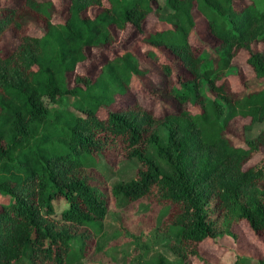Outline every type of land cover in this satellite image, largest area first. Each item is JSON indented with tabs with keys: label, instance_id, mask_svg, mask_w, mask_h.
<instances>
[{
	"label": "trees",
	"instance_id": "1",
	"mask_svg": "<svg viewBox=\"0 0 264 264\" xmlns=\"http://www.w3.org/2000/svg\"><path fill=\"white\" fill-rule=\"evenodd\" d=\"M156 1L66 0L59 21L52 19L50 0L0 4V40L6 31L18 40L0 51V195L7 197L0 200V264L79 260L92 243L98 246L110 198L164 206L153 229L169 238L166 246L178 264L189 257L208 261L199 244L220 235L237 239L233 225L239 222L256 237L264 235V153L251 160L264 146V127L244 145L224 134L236 115L249 118L245 129L264 119V87L236 95L223 79L240 48L254 75L264 76V50L251 48L253 41L264 42V0L157 5L166 26L143 38L164 48L186 73L177 74L175 85L170 62L157 61L154 49L146 51L168 82L174 110L158 114L135 101L111 105L133 75L144 73L131 51L105 57L92 77L74 71L87 48L113 42L112 27L129 25L143 34ZM92 6L99 9L89 15ZM194 11L215 41L214 55L189 40ZM32 20L43 23L41 34L28 31ZM187 103L200 110L191 111ZM117 155L138 165L132 177L104 185L100 157L110 162ZM61 199L65 204L56 210L53 201ZM142 250L126 264H167L160 254L143 258ZM233 262L264 264V256L237 254Z\"/></svg>",
	"mask_w": 264,
	"mask_h": 264
},
{
	"label": "rangeland",
	"instance_id": "2",
	"mask_svg": "<svg viewBox=\"0 0 264 264\" xmlns=\"http://www.w3.org/2000/svg\"><path fill=\"white\" fill-rule=\"evenodd\" d=\"M4 1V3H3ZM22 0H0V4L15 6ZM52 2L54 21L61 20L66 15V0H50ZM246 0H235L237 5H241ZM163 0L152 2V11L144 19L143 34H139L129 25L122 29L112 27L114 40L109 45L90 47L86 49V58L77 63L75 72L91 73V77L98 71L99 63L106 57L119 55L128 50L135 53L138 57L139 66L144 69L143 74L133 75L130 81L129 89L124 94L116 95L111 103L114 107H122L133 101L141 106L151 108L154 113L160 114L164 111L174 110L176 107L167 94L168 82L165 81L162 72L151 57L146 54L149 49H154L157 61H167L172 65V80L178 85L176 77L185 74L176 60H173L168 52L162 48H154L144 41V34L166 26V23L160 19L157 12V5L162 4ZM99 9L98 6H92L87 10V14L93 15ZM195 25L189 35L191 43L200 49L206 51L209 55H214L215 41L205 30V22L201 15L194 11ZM28 31L39 35L43 32V23L32 20L27 23ZM18 40L10 31H6L0 40V51L10 49L16 46ZM252 49L264 50L263 41H253ZM247 51L243 48L238 49L231 59L230 66L227 68L223 79L236 95H242L246 92L264 87V76L257 77L246 63ZM179 74V75H177ZM69 83H72L73 72L68 74ZM205 90L209 96H214V92L205 85ZM44 103L50 107L51 104L45 99ZM186 107L193 112L199 111L196 104L187 103ZM100 113V112H99ZM249 118L241 115L232 117L226 124L224 134L233 144L244 145V140L255 134L260 128L264 127V119L252 124L250 129H245ZM264 153V146L259 152L253 154L251 160L254 161ZM101 163L105 165L104 185L115 181L127 179L133 176V171L138 163L130 158L114 156L112 160L105 161L100 157ZM1 202L7 200V197L0 195ZM56 210L64 206L63 199L53 201ZM148 203L147 201H137L131 204H117L116 200L110 198L108 209L101 220L103 235L97 239L98 246L92 243L84 256L77 261L69 264H126L133 261L135 254H139L152 260L158 254L162 255L167 264H178L177 255L170 250L166 243L167 236H157L153 226H156L163 217L165 207ZM238 237L233 241H226L225 235L214 239H206L200 243V253L208 260L206 262L197 257H189L187 264H234L237 254L247 255L252 258L264 256V235L256 237L251 233L244 222L233 225ZM227 243L231 246L227 248ZM73 245V244H72ZM139 246L142 248L139 249Z\"/></svg>",
	"mask_w": 264,
	"mask_h": 264
},
{
	"label": "crops",
	"instance_id": "3",
	"mask_svg": "<svg viewBox=\"0 0 264 264\" xmlns=\"http://www.w3.org/2000/svg\"><path fill=\"white\" fill-rule=\"evenodd\" d=\"M220 236H222V235H220ZM224 236V235H223ZM218 237V236H217ZM224 239L228 242V241H231V243L233 244V239L230 237V236H228V235H225V237H224ZM229 239H232V240H229ZM229 243V242H228ZM227 243V248H229L228 249V251L231 249L230 247V245ZM239 264V263H238Z\"/></svg>",
	"mask_w": 264,
	"mask_h": 264
}]
</instances>
